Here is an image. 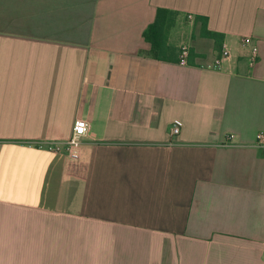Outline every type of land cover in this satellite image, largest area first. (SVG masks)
I'll use <instances>...</instances> for the list:
<instances>
[{"label": "crops", "instance_id": "1", "mask_svg": "<svg viewBox=\"0 0 264 264\" xmlns=\"http://www.w3.org/2000/svg\"><path fill=\"white\" fill-rule=\"evenodd\" d=\"M159 8L173 62L141 56ZM261 132L264 0H0V264H264Z\"/></svg>", "mask_w": 264, "mask_h": 264}, {"label": "trees", "instance_id": "2", "mask_svg": "<svg viewBox=\"0 0 264 264\" xmlns=\"http://www.w3.org/2000/svg\"><path fill=\"white\" fill-rule=\"evenodd\" d=\"M180 13L169 9L159 8L155 21L145 30L143 38L149 44V51H142L141 56L161 62H173L177 60L179 51L169 43L171 31L177 26ZM188 17V16H187ZM195 34L199 32L202 38L212 40L218 57L222 55L224 35L213 32L208 27V18L198 16L195 18ZM196 57L193 50L190 51L189 63Z\"/></svg>", "mask_w": 264, "mask_h": 264}, {"label": "built area", "instance_id": "3", "mask_svg": "<svg viewBox=\"0 0 264 264\" xmlns=\"http://www.w3.org/2000/svg\"><path fill=\"white\" fill-rule=\"evenodd\" d=\"M188 19L190 21L193 20V16H189ZM242 46L243 47H252L251 50V59H250V65L253 67L257 63L259 59V51L256 46H253V38L252 37H243L242 38ZM229 57V52L226 48V46H223L222 49V55L221 57H217L214 65L211 67L213 69H220L222 67V63L225 59ZM188 58H189V50L186 47L182 48L181 52V61L180 63L182 65L188 64ZM90 130V123L85 119H77L74 125L73 129V135L72 138L64 143H41L39 145V148L41 149H47L49 151L53 152H66L69 151L72 147L80 145L83 139L87 136L88 132ZM180 134V127L178 125H173L172 127V136L176 137ZM234 139V136L231 135L228 137L227 141L228 144L232 143V140ZM257 146L259 148L264 149V132H261L257 135Z\"/></svg>", "mask_w": 264, "mask_h": 264}]
</instances>
